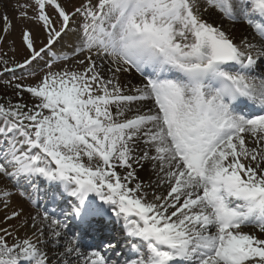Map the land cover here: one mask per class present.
I'll use <instances>...</instances> for the list:
<instances>
[{"label":"snow or ice","instance_id":"6c2138e0","mask_svg":"<svg viewBox=\"0 0 264 264\" xmlns=\"http://www.w3.org/2000/svg\"><path fill=\"white\" fill-rule=\"evenodd\" d=\"M0 9V264H264V0Z\"/></svg>","mask_w":264,"mask_h":264},{"label":"bare ground","instance_id":"6f19581e","mask_svg":"<svg viewBox=\"0 0 264 264\" xmlns=\"http://www.w3.org/2000/svg\"><path fill=\"white\" fill-rule=\"evenodd\" d=\"M213 19H218V17L213 16ZM223 27L229 29V31L236 38L237 41H239L240 37L248 31L245 24L241 22H236L235 24H233V22L231 21L224 20ZM136 82H137L136 80L133 81V83H136ZM47 188H48V185L46 184V182H40V186L38 189V197L41 198L40 205L42 209L45 207L51 209L53 207L51 202L45 196V191ZM97 202L99 203V201ZM25 207L27 208L28 206L25 205ZM75 227H76L75 224H73L74 230H75ZM104 237H115L117 240H120L121 245H118V247L122 246L125 240V236L123 235V230L120 225H115V228H114L112 222L107 217H98L97 221L93 224L89 234L86 236V239L89 240V243L95 244L101 238H104ZM109 255H112V254L110 253ZM113 258L115 257L113 256Z\"/></svg>","mask_w":264,"mask_h":264},{"label":"rangeland","instance_id":"374dc122","mask_svg":"<svg viewBox=\"0 0 264 264\" xmlns=\"http://www.w3.org/2000/svg\"><path fill=\"white\" fill-rule=\"evenodd\" d=\"M11 2H12V0H9V3H11ZM73 2H78V0H73ZM0 10H2V9H0ZM8 12H9V15H10V16L12 17V19H13V23L16 25V30L13 31V32L11 33V35H9V36L7 37V40H6L5 43L3 44V49H4L5 52L8 53L9 56H11V55H13V53L9 51V48H10V47H15V48L17 49V51H16V53H15V58H16L17 60L22 61L23 58L27 55L26 50L24 49V47H23V46L21 45V43H20L19 29H20V26H21V23H22V22L17 21V19H16V13L13 12V11L11 10V8L8 9ZM29 26H30V27H33L34 30L36 31V34H37V36H38L37 47H39V46H40L39 41L42 40L44 37H43L42 33H41L38 29L35 28L34 25H29ZM12 41H15V45L12 44ZM260 71H262V70H258V73H259ZM17 75H20V72H19V71L17 72ZM25 75H26V73H25ZM28 82L31 83L32 81L29 80ZM3 90H4V89H3L2 87H0V91H3ZM25 99H27V97H25ZM18 199H19V198H17V200H18ZM26 205L28 206V204H26ZM34 207H35V206H33V208H34ZM33 210H34V209H33Z\"/></svg>","mask_w":264,"mask_h":264}]
</instances>
